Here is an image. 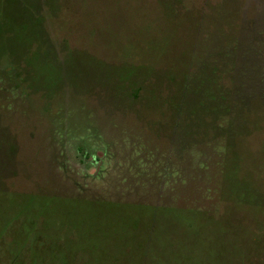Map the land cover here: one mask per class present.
I'll use <instances>...</instances> for the list:
<instances>
[{"label": "rangeland", "instance_id": "rangeland-1", "mask_svg": "<svg viewBox=\"0 0 264 264\" xmlns=\"http://www.w3.org/2000/svg\"><path fill=\"white\" fill-rule=\"evenodd\" d=\"M0 264H264V0H0Z\"/></svg>", "mask_w": 264, "mask_h": 264}]
</instances>
